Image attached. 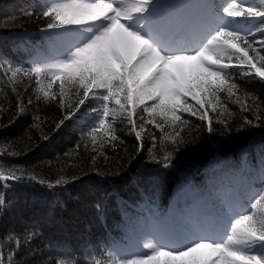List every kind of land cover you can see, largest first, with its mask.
Here are the masks:
<instances>
[{
  "label": "snow or ice",
  "instance_id": "6c2138e0",
  "mask_svg": "<svg viewBox=\"0 0 264 264\" xmlns=\"http://www.w3.org/2000/svg\"><path fill=\"white\" fill-rule=\"evenodd\" d=\"M37 7L22 14L44 21L39 31L53 54L23 63L0 58V128L37 106L25 134L27 149L36 145L31 129L48 142L66 122L82 120L74 151L83 144L95 153L90 171L101 179L123 178L120 168L130 165L134 154L128 164L118 159L115 171L96 167L99 157L108 161L106 148L124 145L120 131L134 135L137 154L148 134L152 147L145 163L169 169L182 148L199 140L201 125L186 115L202 122L209 135L264 125V100L237 82V76L264 82V0H41ZM15 18L6 17L0 29ZM90 101L100 103L89 108ZM41 102L55 103L61 112L49 133L43 131ZM17 145L0 141V216L12 206L8 190L53 193L89 175L81 170L70 180L42 178L35 169L9 163L8 158L27 154ZM252 147L254 164L244 154L238 165L211 179L220 207L209 196L179 213L157 212L127 244L87 246L79 254L56 248L42 264H264V144ZM143 175L149 184L154 179L147 168ZM136 181L147 186L140 177ZM93 206L104 214L105 204L98 200ZM65 207L59 199L50 205L52 214ZM39 235L29 227L0 236V264H28ZM138 247L146 251H135Z\"/></svg>",
  "mask_w": 264,
  "mask_h": 264
},
{
  "label": "trees",
  "instance_id": "16d2710c",
  "mask_svg": "<svg viewBox=\"0 0 264 264\" xmlns=\"http://www.w3.org/2000/svg\"><path fill=\"white\" fill-rule=\"evenodd\" d=\"M27 1L29 0H3L0 3V22H3L6 17H16L14 20L8 21L10 25L8 29H0V35L20 33L25 32V30L27 32L37 31L43 25L44 21L36 19L35 16L29 17L22 13L13 12L16 10L17 4ZM22 6H26V4H22ZM237 82L248 92L254 93L261 100H264V82L258 78L249 79L239 76H237ZM29 94H31V90H29ZM12 99L14 101V98ZM91 107L93 106L89 104V108ZM89 108H84L83 111L88 112ZM38 109L39 115L46 121L43 131L49 133L54 126L53 121L62 118L60 109L55 103L44 104L42 102L39 103ZM36 111L37 106L34 104L27 114L19 117L9 127L0 128V141H17L18 149L27 152L26 155H21L18 159L8 158L9 163L35 169L42 178L53 181L60 175L70 180L73 174L82 175L81 170L89 171V175L82 176V179L68 183L63 188H57L53 193H49L47 190L34 193L23 187H17L6 192V199L12 202V206L7 209L3 216H0V236L10 232L20 233L29 227L40 230V235L34 242L36 253L34 256L27 257L28 264H42L44 259L52 254L51 245L54 243H75L91 239V232L98 225L99 214L93 205L98 200L103 204L107 202V193L110 187L114 186L113 189L121 192L120 189L131 188L130 182L136 185V178L140 177L147 186L150 184L156 186L162 182L165 194L174 181L172 171L164 174L158 173L155 170H158L159 165L145 163L148 157V149L152 147V141L148 138V134L145 136L143 151L137 154L135 153L137 142L134 135L120 131L119 135L124 140V145L119 146L115 151L106 148L105 152L109 157L107 162L104 161L103 157L98 158L96 167L102 171L105 169L115 171L120 167V164L117 163L118 159L121 163L128 164L130 155L134 154L136 158L131 161L130 165L126 168H120L123 178L108 177L101 179L90 171V156L95 153L85 151L83 144H81L78 152L74 151L77 142L80 141L79 131L82 127L81 124L84 123L82 120L66 122L67 126L53 134L48 142L39 140V131L35 128L31 129L29 134L34 137L36 145L27 149L25 146L29 141L25 134L33 123L32 115ZM185 118L191 121L193 125H201V127L198 133V142L194 146L182 148L177 154L174 167L180 172L208 163L214 158L228 155L230 157L236 156L241 153L243 147L264 142V125L256 128L246 127L245 130L238 133L233 130L231 134L223 136L218 133L209 135L204 130L202 122L187 115ZM3 123H8V114H5ZM147 127L149 133H154L159 137L160 133L156 132L151 125ZM214 127L219 128L220 126L214 125ZM125 148H127V153L124 151ZM146 168L152 171L154 177L150 184L147 177L143 175ZM113 179L117 182L113 183ZM119 185H121L120 189ZM120 195L122 194L120 193ZM130 197L128 195V198ZM56 199L64 201L66 207L62 212L57 210L55 214H52L50 205Z\"/></svg>",
  "mask_w": 264,
  "mask_h": 264
},
{
  "label": "bare ground",
  "instance_id": "6f19581e",
  "mask_svg": "<svg viewBox=\"0 0 264 264\" xmlns=\"http://www.w3.org/2000/svg\"><path fill=\"white\" fill-rule=\"evenodd\" d=\"M108 207L106 208L107 216H113L115 212L116 202L111 199H107Z\"/></svg>",
  "mask_w": 264,
  "mask_h": 264
}]
</instances>
